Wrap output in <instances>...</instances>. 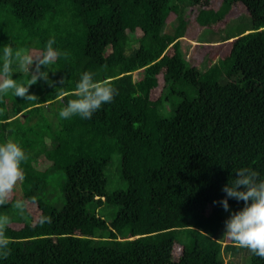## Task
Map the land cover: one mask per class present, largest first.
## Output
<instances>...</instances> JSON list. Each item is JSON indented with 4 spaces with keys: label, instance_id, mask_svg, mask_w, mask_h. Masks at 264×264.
Here are the masks:
<instances>
[{
    "label": "trees",
    "instance_id": "1",
    "mask_svg": "<svg viewBox=\"0 0 264 264\" xmlns=\"http://www.w3.org/2000/svg\"><path fill=\"white\" fill-rule=\"evenodd\" d=\"M9 149L0 264H264V0H0Z\"/></svg>",
    "mask_w": 264,
    "mask_h": 264
},
{
    "label": "rangeland",
    "instance_id": "2",
    "mask_svg": "<svg viewBox=\"0 0 264 264\" xmlns=\"http://www.w3.org/2000/svg\"><path fill=\"white\" fill-rule=\"evenodd\" d=\"M226 29L224 31V33L222 34V36L228 34L231 36H235L237 34H239L241 31L245 30L247 27H249V19H238V20H232V21H228V23L226 24ZM194 39H197L199 42L202 43H209V44H214L215 41H217L219 39V36H214L210 33H208L207 31H200L197 34L194 33ZM211 41V42H209ZM230 41V39H229ZM197 44V42L195 41H190V40H183L182 43V50H185L186 53V57L189 58V60L191 62V50L193 48V46ZM28 62H31L28 60ZM27 62V57H23L22 58V63L21 65L24 66V70L30 71V64ZM208 63H204L203 65H201V67H203L201 69L200 67V71H202L203 69L208 67ZM14 151L9 149L8 151V160H5V158L1 157L0 158V166L2 167V171H1V176L2 178H6L7 176H10L12 178V183L14 186H16V189L14 191L15 193V197L16 199H19L21 196V192L19 190V175H18V171H16L15 168V155H14ZM45 166V164L43 162H41L39 164V167L41 169H43V167ZM117 166L116 162H112L106 169V177L108 179V185H107V190L111 191L114 187V184L117 180V173H116V169L115 167ZM9 184V183H8ZM123 185V183H122ZM109 218V216H108ZM224 244V243H223ZM243 254L237 255L235 257L229 256V255H225L222 254L223 260H224V264H234V261H239L240 259H242ZM230 262V263H229Z\"/></svg>",
    "mask_w": 264,
    "mask_h": 264
}]
</instances>
